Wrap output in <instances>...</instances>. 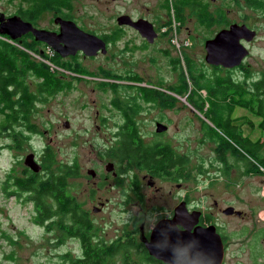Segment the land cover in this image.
<instances>
[{"label":"rangeland","instance_id":"rangeland-1","mask_svg":"<svg viewBox=\"0 0 264 264\" xmlns=\"http://www.w3.org/2000/svg\"><path fill=\"white\" fill-rule=\"evenodd\" d=\"M30 1L37 2L34 26L39 28L55 30L57 24L53 18L64 12L70 14L81 28L100 36L114 28L117 16L128 14L132 18H147L156 28H160L158 30L163 32V36L145 49L140 47L142 37L132 28L125 27L124 35L129 37L127 42H135V48L130 54L122 55L121 60L116 52L123 43H108L104 54L84 56L82 53L62 57L34 38L25 36L21 39L32 46H26L32 57L48 63L50 70L61 75L65 82H70L71 87L52 95L46 94L44 101L36 102L26 124L10 130L0 129L1 264H65L64 254L69 253L72 257L80 254L81 243L77 239L65 238V234L57 231L56 227L46 230L36 223L35 209L27 194L15 189L13 178L27 177L32 171L23 162L25 156L33 152L41 166L44 148H49L55 155L57 162L52 166L54 172H64L62 166L71 161L79 164L81 172L69 179L70 191L91 214L93 230L98 239L110 242L125 231L134 233L131 220L139 206L147 211L144 220L146 227H149L157 217L160 206L168 210L172 205H177L179 198L185 194L190 207L213 212L211 220L226 236L224 264H264V164L251 159L255 166L248 173L234 166H226L224 171H220L216 146L208 139L209 133H204L205 124H212L204 116L211 99H205L202 111L188 101L200 96L205 98L206 92L197 89V85L186 78V64L183 66L182 59L187 57L197 73L203 71L211 74L204 60L203 47V39L209 30L204 25V18L188 8L193 0H180L182 7L178 9L174 0H55V3L64 5L62 12L57 9L44 10L41 0H0V13L16 14L19 5L27 8ZM228 8L233 19H244L257 30V40L246 61L253 76H258L264 72V15L245 0H231ZM168 18L171 19L173 31L170 39L166 35L167 26H162ZM179 25H183V28L178 32V38L183 40H177L174 33ZM6 37L0 34V38L11 40ZM41 50L43 53H40ZM177 56L181 59L180 68L173 69ZM124 67L131 68L143 79L168 91L163 93V96H168L163 104L156 102V105H150L140 101L135 116L140 134L144 132L147 141L170 143L174 151L188 156L190 161L188 167L191 172L187 179L155 178L157 186H164L165 194L171 191L166 202L159 191L148 186L147 179H141L144 172L136 173L138 190L143 198L141 205L135 207L134 203L139 198L132 194L134 178L128 174L114 179L111 173L105 172V164L111 159L106 153L115 145V134L112 132L115 124L121 121L119 113L110 104L114 96L113 74L115 69ZM28 76L26 80L33 90L39 78L35 74ZM185 86L188 87L187 91ZM234 114L245 117L239 119L243 135L252 140H264V134L257 127L259 118L239 107ZM5 116L7 111L0 109V121ZM246 120L252 122L253 126L245 124ZM156 121L166 124L167 129L156 132ZM65 122H68V127ZM199 165L200 168H197ZM89 168L96 170L99 179L87 173ZM39 171H42V166ZM104 176L107 178L103 184L98 182L97 186L93 185V181H100ZM177 183L180 187L176 186ZM105 200H108L105 207L96 211L99 201ZM228 206H233L243 215L222 213V209ZM136 236L138 239V232ZM132 256L138 261L137 264H147L137 252Z\"/></svg>","mask_w":264,"mask_h":264},{"label":"trees","instance_id":"trees-1","mask_svg":"<svg viewBox=\"0 0 264 264\" xmlns=\"http://www.w3.org/2000/svg\"><path fill=\"white\" fill-rule=\"evenodd\" d=\"M252 1L249 3L255 4V7L261 4L260 0ZM30 2L27 8L19 5L16 14L34 25L37 2ZM41 3L44 10L49 9L50 11L57 9L62 12L61 7L64 6L55 3V0L51 3L48 0H41ZM61 17L74 20L70 14L64 12L61 13ZM115 35L117 32L112 29L109 33H103L100 36L106 42H112ZM25 36L34 38L30 32L15 40L7 36V39H11L10 42L0 38V109L7 111V116L0 121L1 130L6 128L10 130L26 124L28 114L31 113L35 102L44 101L46 94L52 95L68 87V82L55 75L47 65L48 63L29 54L26 46L31 48L32 46L21 40ZM13 41L19 44L15 45ZM38 43L42 42L38 41ZM43 46L49 47L45 43ZM185 64L186 78L193 84L195 83L197 89H204L206 92L205 98L201 96L198 99L190 98L189 103L202 111L205 107V99H211L204 116L212 124H205L204 133H209L208 139L216 146V157L220 163L224 166H234L245 173L250 172L255 166L252 160L264 164V140H252L238 131L237 125L230 122L229 115L233 108L231 104L221 102L220 105L215 106L212 102L213 95H218V97L221 95L224 100L230 89L241 95L244 91L241 80L233 79L229 74L224 73L210 75L203 71L197 73L193 63L187 57L184 58ZM28 74H35L39 78L36 92L30 91L25 82V76ZM249 81L255 85L249 87L254 94L249 100L238 98L235 103L249 108L250 111L254 110L255 114H260V112L262 114L264 75L257 80ZM258 84H261V87L257 86ZM187 88L185 86V91ZM260 125L264 127V121ZM215 126L223 134L218 133ZM123 129L127 131L117 135L115 147H111L107 152L109 157L119 163L122 172H127L136 166L140 169H147L151 174L163 179L188 178L191 172V168L188 167L190 165L188 156L178 154L169 143L164 141L144 144L135 123L130 118L127 119ZM56 162L54 153L49 148H44L41 154L42 171H30L29 175L23 178L14 177L13 183L17 192L27 194V199L33 204L36 223L46 230H50L52 226L56 227L57 231L65 234V238H76L81 243L80 254L74 257L69 253L64 254L65 264H137L138 261L132 256L135 252L147 264H165L150 256L143 244H137L130 234L111 242L98 239L94 233L90 215L80 206L77 198L70 191L69 179L78 174L77 163H65L62 166L65 168L64 172H54L52 166ZM196 167L200 168V165Z\"/></svg>","mask_w":264,"mask_h":264},{"label":"flooded vegetation","instance_id":"flooded-vegetation-1","mask_svg":"<svg viewBox=\"0 0 264 264\" xmlns=\"http://www.w3.org/2000/svg\"><path fill=\"white\" fill-rule=\"evenodd\" d=\"M179 1L180 0H174L175 5H176V9L182 7V5ZM230 1L231 0H193L192 3L188 4V8L191 11H194L195 13L199 14L200 16H202L204 18V20H205L204 25L209 30V34L206 37H204V39H203V47H204L205 42L208 39L214 38L223 29H229L232 24L246 25L248 28H250L251 30H253L255 32V36L251 40H246L243 38L240 39V43L242 45H244L245 48L248 50V54L241 60V62L238 65L233 66V67H226V66H223L221 64H209L206 61H205V63L210 68L211 74H220V73L229 74L231 78L236 79V80H238V79L241 80L240 82L244 88V91H243V93H241V95H239L237 92H234L233 90L230 89L226 93L224 100H222L221 95H219V97H218V95H213L212 96L213 104L215 106L220 105L221 102H223L227 105L231 104L233 108H232L231 113L229 115L230 116L229 117L230 122L232 124L237 125L238 131H241V132L243 130V128H242L243 126L241 125V123H240L241 121L239 119L240 118L245 119V117H238L235 114L233 116V113H234V111H236L237 107H239L240 109H242L244 111H248L252 115L259 118L257 127L262 132V134H264V127H262L260 125L261 122L264 121V110L262 111L263 112L262 114H261V112H260V114H255L254 110L250 111L249 108L239 106L238 104L235 103L238 98H242L243 100H249V98L252 97L254 92L250 91L249 87H252V85H254V84H251V82L249 80H257V79L261 78L262 75H264V72H262L261 74H258V76H255V75L253 76V72L250 71V69H249V63L246 61V59L249 56H251L250 52H251L252 45L257 40L256 39L257 30L254 27H252L250 24L245 22L244 19H242V20L241 19H235V18L233 19L231 17V14H230L231 10L228 8ZM245 1L248 2V4L250 6L254 7L255 4L249 3V2H253L252 0H245ZM259 3H261L262 5L257 4L259 7H255V8L262 11V15H264V0H260ZM176 12H177V10H176ZM139 18H144V17H138V18H132V19L136 20ZM144 19L149 21L147 18H144ZM149 22L152 24L153 29L156 33V36L154 37L153 41H149L146 37H143L139 33V31L137 29L133 28L132 26L119 24L116 20V25H114L113 29L117 32V35H115L112 42L114 44L123 43L120 46L119 50L116 52V56L119 57L120 60L122 59V57H121L122 55L130 54L133 51V49L135 48V42H133V41H131V43L127 42L129 37H127L126 34L124 35V32L126 31L125 27L132 28L134 30V32L138 33L142 37L141 42H140V47L145 48V49L151 47L155 42L158 41L159 37L163 36V32L158 30L160 28H156L154 23H152L151 21H149ZM162 26H167L166 35H167V39H170V36L173 35V31H172V27H171V19L168 18V21L164 22L162 24ZM182 28H183V25H179L174 30V33H175L177 40H183L184 39V38L183 39L178 38V32H180V30ZM55 31H58V24H57V28L55 29ZM26 34H24V35H26ZM24 35H22V36H24ZM108 43H110V42H106L107 46H108ZM41 44H44V43L42 42ZM50 48L51 47L49 46L48 49H50ZM51 50H52V52H54V50L52 48H51ZM204 50H205V47H204ZM40 53H43V52L41 51ZM98 53H100V52H98ZM76 54L80 55V54H82V52L78 51ZM205 54H206V50H205ZM68 56L70 57L71 55H68ZM62 57H66V56H62ZM180 60L181 59L179 58V56H177V58L174 59L173 69H175L176 67L178 69V67L180 66ZM182 60H183V66H184V59H182ZM204 60H205V55H204ZM182 69H183V67H181V71H182ZM53 72L59 78H63L61 75L56 74L55 71H53ZM27 77H29V76L28 75L25 76V82L27 83L28 88L30 89L29 82L26 80ZM113 77H114V83H113L114 88L112 89V92L114 93V96L110 99V104L113 106V108H115L117 110V112L119 113V116L121 118V121L119 123L115 124L114 130L112 132V134H115L114 137H115V141H116V137L118 134H122V133L127 131V130L123 129V127H124V124H126L128 118H130V120H132L136 125L137 120L135 119V116L138 112L139 105L141 103L140 101H144L150 105H156V104H154L156 102L163 104L168 99V96H163V93L168 92V91L165 90L164 88L160 87V86L153 85L146 78H144L145 79L144 80L137 72L133 71L129 67H124L122 69H120V68L115 69ZM178 78H179V74H178ZM37 82H39V80H36L35 85L33 87L34 89L33 90L30 89V91L36 92ZM257 86L261 87V84H258ZM68 87H71L70 82L68 83ZM179 90H181V89H179ZM128 91H133L135 94L131 95ZM153 92L155 93L154 97H153ZM136 97L141 99V100L135 99ZM35 103L33 104L31 112L34 110ZM248 121L249 120H246L244 123L250 124L253 126V123L250 121L248 122ZM157 122H160V121H156L155 123H157ZM136 127H137V125H136ZM215 129L218 131V133L223 134L216 126H215ZM138 133H140L139 130H138ZM141 133L144 134V132H141ZM143 134H139V135H140L141 141L144 144H149V143L153 142V140H149V141L145 140V136ZM156 141H160V140H156ZM169 145L171 147L170 143H169ZM112 147H115V145ZM106 155L108 156L107 153H106ZM72 162H74V161H71L70 164ZM219 167H220V171H224V167H226V166H224L223 164H220ZM77 169H78V175H79V173L81 172L80 171L81 169H80V166L78 163H77ZM87 170H88L87 173L92 178H98L99 179L95 169L89 168ZM105 172L111 173V175L114 179H118L120 176H126L128 174L134 178L132 188H131L132 194L136 195L139 198L134 203L135 207H137V205H141L142 198H143L142 192L140 190H138L139 179L137 177L138 174H136V173L141 174L144 172L142 174L141 179L142 180L147 179L148 186L154 187V190L157 192L159 191L160 192L159 194L161 195V197L164 199L165 202H166L165 199L167 198L168 194L171 193V191H167L168 194H165L163 191L164 186L163 185H159V186L156 185L155 178H161V177L151 174L147 169H140L136 166H134L132 169H129L127 172H122L121 166L113 158H111L109 160V162L107 164H105ZM106 178L107 177L104 176L103 179H100V181L99 180L93 181V185L97 186L98 182H100L99 184H103V182ZM181 179L182 178H178L176 180L180 181ZM167 180H171V179H167ZM176 186L180 187V184L177 183ZM179 200H180V202H182V201L185 202V206H186L188 212H190V213L193 211L199 212L198 224H201L204 226L209 225V224L216 225V229L220 233L222 240H223V245L225 246L224 238L226 236L220 232L221 228L216 223H213V221L211 220V216H212L213 212L211 210H206L205 208L197 209L195 207H190L187 199L185 198V194H183V196L181 198H179ZM107 202H108V200L99 201V207H95V210L96 211L102 210L105 207V205L107 204ZM180 202L177 205H179ZM162 204H165V203H162ZM177 205H172V207L168 210H166V208L164 206H160V210L159 211L157 210V212H156L157 217L154 218L153 222L150 224L149 227H146V222L144 220V217H146V214H147V211L145 210V208H143L142 206H139L138 209L135 210V213H134L135 216L131 220V222L133 224L134 233H132L130 235H132L135 238V241L137 242V244H139V245L143 244L147 253H148V250H147L146 245H145L144 237L146 240L149 239L150 232L154 228V226L156 225V223L158 221H160L161 219L172 218L174 215L175 207ZM83 209H85V208H83ZM234 210H237V209L234 208ZM86 211L88 212V214L90 215V218H91V214L89 213V211L88 210H86ZM237 211H239V210H237ZM222 213H223V209H222ZM230 214L237 215L235 211L233 213H230ZM242 215H243V213L240 215H237V216L241 217ZM136 224H138V228H136ZM179 228H182V227L179 226ZM136 232H138V239L136 238L137 237ZM141 233L143 234V237L141 236ZM126 234H129V233L127 231H125V232H123V235L119 236L118 238H121ZM224 259H225V248H224V257H223V261L221 264H224Z\"/></svg>","mask_w":264,"mask_h":264},{"label":"water","instance_id":"water-1","mask_svg":"<svg viewBox=\"0 0 264 264\" xmlns=\"http://www.w3.org/2000/svg\"><path fill=\"white\" fill-rule=\"evenodd\" d=\"M119 24L130 25L149 41H153L156 33L152 24L144 18L133 20L128 14L116 18ZM53 22L58 24V31L34 26L30 21L22 19L18 14L0 13V32L11 39L31 33L35 40L49 45L60 56L75 55L81 51L85 56H95L98 52H107L106 41L95 33L87 32L72 19L55 16ZM255 32L246 25L232 24L229 29L221 30L205 44V61L209 64H221L226 67L238 65L248 54V50L240 43V39L251 40ZM68 127V122H65ZM167 125L155 123L156 132H164ZM24 164L32 171L41 168L33 152L24 158ZM241 211L232 206L223 210L230 214ZM199 212H188L185 202L175 207L172 218L161 219L150 232L145 245L150 256L165 264H221L224 257V245L216 225L198 224ZM181 226L182 228H179ZM143 237V234L141 233Z\"/></svg>","mask_w":264,"mask_h":264},{"label":"bare ground","instance_id":"bare-ground-1","mask_svg":"<svg viewBox=\"0 0 264 264\" xmlns=\"http://www.w3.org/2000/svg\"><path fill=\"white\" fill-rule=\"evenodd\" d=\"M87 32H89V31H87ZM1 33V32H0ZM90 33H93V32H90ZM2 34H6V33H2Z\"/></svg>","mask_w":264,"mask_h":264}]
</instances>
